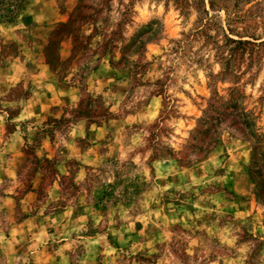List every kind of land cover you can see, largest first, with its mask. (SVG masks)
I'll return each instance as SVG.
<instances>
[{
	"label": "clouds",
	"instance_id": "9594fccd",
	"mask_svg": "<svg viewBox=\"0 0 264 264\" xmlns=\"http://www.w3.org/2000/svg\"><path fill=\"white\" fill-rule=\"evenodd\" d=\"M17 3L0 19V264H264V0ZM59 21L73 39L57 71ZM44 157L45 195L25 197Z\"/></svg>",
	"mask_w": 264,
	"mask_h": 264
},
{
	"label": "rangeland",
	"instance_id": "374dc122",
	"mask_svg": "<svg viewBox=\"0 0 264 264\" xmlns=\"http://www.w3.org/2000/svg\"><path fill=\"white\" fill-rule=\"evenodd\" d=\"M30 2H31V0H18V5H20L22 7L20 9V6H19V8L17 6L18 10L26 12V6ZM3 7H6V5L0 4V11H2ZM62 15H67V8L64 9ZM0 19H2V18L0 17ZM16 19H17V16L14 15L10 19L9 23L15 22ZM23 22L26 24H31L32 18L30 16L25 15ZM59 23H60V25L64 24L63 21H59ZM71 34H72V21H69L68 24H64L60 27V31L54 34L55 38L48 44L47 48L44 50L46 53V63L51 64L54 67V69L57 71L60 70L59 52L64 48L65 44H71L72 39H73ZM33 42L37 43V41H35V40ZM39 44H43V38H41L39 40ZM12 50L15 51V46L13 47ZM24 95L27 96L29 94L26 93ZM51 98H52V94L48 93L49 101L51 100ZM35 110L39 114L41 111L40 106H37V108ZM55 111H56V109H53L49 113V121L50 122L52 120H54V112ZM17 114H18V112H11L12 116H15ZM54 139L55 138L53 137V140ZM39 147L40 148L43 147V140L39 141ZM37 150H39V149H30L29 152L27 153V156L30 158L34 157L35 151H37ZM45 151H47V149H45ZM32 162L34 163L35 166L32 168L31 172L29 173V181L27 184L26 191L24 192V196L26 197V196H28L29 193H33V194H38L39 197H43L45 195V185L42 182L43 178H41L39 176V173L41 171V167L44 164H46V166L49 169H51L52 171L55 172L56 169H55V167L51 161H47V157H44L43 162L41 161L40 158H36ZM154 171L155 170H153V174H154ZM195 174L197 176L201 175L202 170L197 169ZM253 175L259 176V175H261V173L256 172ZM171 179L172 178L170 177L169 181H171ZM177 182H179V178H177ZM38 183H39V187H37ZM160 183H164V182L161 181ZM109 187L112 188V190L105 189L101 192H98L96 197H95V203L93 204V207L101 213H107L108 205L105 204V201H112V198H113L114 186H109ZM131 187L134 188V192H132V193H129L127 188H125V190H124V195L126 197L125 206H128L129 204H131L133 202V197H139L142 194V192L145 190V188L143 186H139V185H135V184L131 185ZM216 187L217 188H223L224 191L230 192L233 196H235V200L233 201V203H236L237 205H239L238 210H240V211H246L247 210V208L244 207L245 201L242 200L241 197L237 194L236 185L232 181H229V183L226 185H216ZM72 189L74 190L73 194H75V191H77V190L75 189L74 184L72 185ZM201 194L202 195L204 194L203 191L201 192ZM209 195H222V193H209ZM184 198L185 197L181 196L180 200H183ZM190 199L192 202H195L197 197L195 196L194 193H192L190 196ZM165 203H174L175 207L177 209L185 208L187 211L192 212V213H195V211H196V209L192 207L191 203L184 205V204H181L180 201H171L167 197L165 198ZM247 204H248V207L250 208L251 207L250 201L247 202ZM115 206H116V204L112 203V207H115ZM212 207H215V205H212ZM236 210H237L236 208L231 209L232 214H234ZM18 211H19V209H18ZM81 214H84V207L83 206L77 208L76 212L74 213V218H75V216H78ZM55 215H62V210L57 209V212L55 213ZM26 219H30V216H29V214L24 213L21 216V222L23 220H26ZM141 227H142V225L139 222H137V224H136L137 232L140 230ZM49 231H52V229H49ZM92 234H94V232ZM133 239H139V238L135 234H133ZM110 240L113 243V245L118 246L114 239H112L110 237ZM56 259H57V261L59 260L58 257Z\"/></svg>",
	"mask_w": 264,
	"mask_h": 264
},
{
	"label": "trees",
	"instance_id": "16d2710c",
	"mask_svg": "<svg viewBox=\"0 0 264 264\" xmlns=\"http://www.w3.org/2000/svg\"><path fill=\"white\" fill-rule=\"evenodd\" d=\"M0 4H5V5H6V7H3V9H2V11H0V13H3L4 11L8 13L7 17H4L3 15H0V17H1L2 19L7 18L8 21H10V19L14 16V14H12L11 9H10V7L8 6V0H0ZM17 6H18V8H19L20 5H18V3H17ZM8 7H9V8H8ZM21 8H22V7L20 6V9H21ZM62 25H64V24H62ZM62 25H61V26H62Z\"/></svg>",
	"mask_w": 264,
	"mask_h": 264
}]
</instances>
